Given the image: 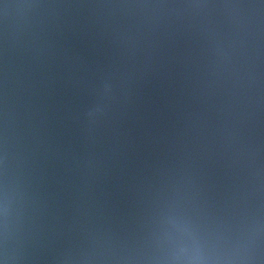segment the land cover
<instances>
[{"label":"water","instance_id":"obj_1","mask_svg":"<svg viewBox=\"0 0 264 264\" xmlns=\"http://www.w3.org/2000/svg\"><path fill=\"white\" fill-rule=\"evenodd\" d=\"M0 264H264V0H0Z\"/></svg>","mask_w":264,"mask_h":264}]
</instances>
